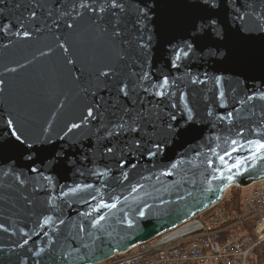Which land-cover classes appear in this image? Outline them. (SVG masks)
Returning a JSON list of instances; mask_svg holds the SVG:
<instances>
[{
  "label": "water",
  "instance_id": "obj_1",
  "mask_svg": "<svg viewBox=\"0 0 264 264\" xmlns=\"http://www.w3.org/2000/svg\"><path fill=\"white\" fill-rule=\"evenodd\" d=\"M264 0H0V264H98L264 180Z\"/></svg>",
  "mask_w": 264,
  "mask_h": 264
},
{
  "label": "built area",
  "instance_id": "obj_2",
  "mask_svg": "<svg viewBox=\"0 0 264 264\" xmlns=\"http://www.w3.org/2000/svg\"><path fill=\"white\" fill-rule=\"evenodd\" d=\"M246 189L240 210L219 204L98 264H248L264 243V180Z\"/></svg>",
  "mask_w": 264,
  "mask_h": 264
},
{
  "label": "trees",
  "instance_id": "obj_3",
  "mask_svg": "<svg viewBox=\"0 0 264 264\" xmlns=\"http://www.w3.org/2000/svg\"><path fill=\"white\" fill-rule=\"evenodd\" d=\"M233 198L227 202V206L225 205L226 208L229 210H240V204H238L237 198ZM248 264H264V243L255 250L253 256L249 258Z\"/></svg>",
  "mask_w": 264,
  "mask_h": 264
},
{
  "label": "rangeland",
  "instance_id": "obj_4",
  "mask_svg": "<svg viewBox=\"0 0 264 264\" xmlns=\"http://www.w3.org/2000/svg\"><path fill=\"white\" fill-rule=\"evenodd\" d=\"M246 192H247V189H243V188H240V187H232V188H230V189L227 191V193H226V195H225V197H224V199L222 200L221 203L227 206V202H228L231 198L236 197V198H237V202H238V204H240V203H241V199H242L243 195H244ZM233 199H234V198H233Z\"/></svg>",
  "mask_w": 264,
  "mask_h": 264
},
{
  "label": "snow or ice",
  "instance_id": "obj_5",
  "mask_svg": "<svg viewBox=\"0 0 264 264\" xmlns=\"http://www.w3.org/2000/svg\"><path fill=\"white\" fill-rule=\"evenodd\" d=\"M261 147H264V145H261Z\"/></svg>",
  "mask_w": 264,
  "mask_h": 264
}]
</instances>
